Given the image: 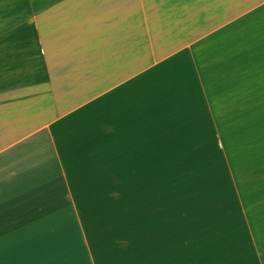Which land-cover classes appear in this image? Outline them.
I'll list each match as a JSON object with an SVG mask.
<instances>
[{
  "label": "crops",
  "instance_id": "1",
  "mask_svg": "<svg viewBox=\"0 0 264 264\" xmlns=\"http://www.w3.org/2000/svg\"><path fill=\"white\" fill-rule=\"evenodd\" d=\"M218 96H264V0H0V264L217 148Z\"/></svg>",
  "mask_w": 264,
  "mask_h": 264
},
{
  "label": "rangeland",
  "instance_id": "2",
  "mask_svg": "<svg viewBox=\"0 0 264 264\" xmlns=\"http://www.w3.org/2000/svg\"><path fill=\"white\" fill-rule=\"evenodd\" d=\"M218 114L217 148L155 165L148 187L103 182L95 226L26 264H264V96H218Z\"/></svg>",
  "mask_w": 264,
  "mask_h": 264
}]
</instances>
